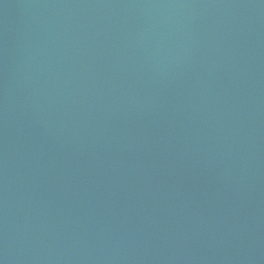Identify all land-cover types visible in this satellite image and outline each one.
I'll return each mask as SVG.
<instances>
[{
  "label": "water",
  "instance_id": "water-1",
  "mask_svg": "<svg viewBox=\"0 0 264 264\" xmlns=\"http://www.w3.org/2000/svg\"><path fill=\"white\" fill-rule=\"evenodd\" d=\"M0 264H264V0H0Z\"/></svg>",
  "mask_w": 264,
  "mask_h": 264
}]
</instances>
